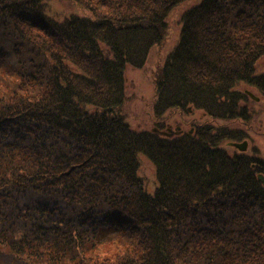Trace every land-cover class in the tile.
<instances>
[{
  "label": "trees",
  "instance_id": "obj_1",
  "mask_svg": "<svg viewBox=\"0 0 264 264\" xmlns=\"http://www.w3.org/2000/svg\"><path fill=\"white\" fill-rule=\"evenodd\" d=\"M68 1L86 14L0 0V264H264V161L226 145L241 128L204 121L169 139L122 111L126 67H143L187 0ZM181 21L155 118L244 120L239 86L264 100V0H201Z\"/></svg>",
  "mask_w": 264,
  "mask_h": 264
},
{
  "label": "rangeland",
  "instance_id": "obj_2",
  "mask_svg": "<svg viewBox=\"0 0 264 264\" xmlns=\"http://www.w3.org/2000/svg\"><path fill=\"white\" fill-rule=\"evenodd\" d=\"M44 1H46L45 4L48 8L47 15L57 20H62L70 15L82 16L86 14L84 10L77 6H70V3L65 0ZM200 1L187 0L173 8L165 20L166 28L163 32L162 41L150 49L143 67L139 69L126 67L124 72L126 99L122 110L125 120L132 130L145 132L152 131L156 126V122H165L163 129L175 132L178 128L182 132L191 131L193 125L201 124L204 121H207L209 126L217 127L218 131L241 128L246 138L238 143L247 142L246 151L243 153L256 156L264 161V100L254 89L246 85H240L238 88L240 93L246 97L245 102L238 104L239 107L245 108L246 117L244 120H214L205 117L203 111L192 109V107L187 108V110L165 111L159 118L154 116L155 81L167 55L174 49L179 40L182 28L181 16L186 10L199 4ZM256 72H264V58L257 63ZM248 93L252 97H257L258 101L251 99ZM176 136L178 135L167 138L171 139ZM226 145L228 147V144ZM139 160L138 175L143 180L146 192L153 194L157 187L155 169L148 158L140 156Z\"/></svg>",
  "mask_w": 264,
  "mask_h": 264
},
{
  "label": "water",
  "instance_id": "obj_3",
  "mask_svg": "<svg viewBox=\"0 0 264 264\" xmlns=\"http://www.w3.org/2000/svg\"><path fill=\"white\" fill-rule=\"evenodd\" d=\"M248 94H249V93H248ZM249 96H250L252 99H254L255 101H257V99H256V98H253V97L251 96V94H249ZM233 146L237 147V148L240 149V150H244V147H245V146L236 145V144H234ZM260 179H261V177H260Z\"/></svg>",
  "mask_w": 264,
  "mask_h": 264
},
{
  "label": "bare ground",
  "instance_id": "obj_4",
  "mask_svg": "<svg viewBox=\"0 0 264 264\" xmlns=\"http://www.w3.org/2000/svg\"><path fill=\"white\" fill-rule=\"evenodd\" d=\"M64 1V0H63ZM65 1H67V2H69L68 0H65ZM70 3V2H69ZM70 6H73L71 3H70ZM60 22V21H59ZM59 22H57V23H59ZM11 51V49L9 50V52ZM3 55H5V53L3 52ZM14 55H16L15 54V52H14Z\"/></svg>",
  "mask_w": 264,
  "mask_h": 264
}]
</instances>
